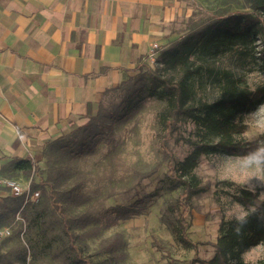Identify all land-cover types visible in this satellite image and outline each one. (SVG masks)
Wrapping results in <instances>:
<instances>
[{
  "label": "rangeland",
  "instance_id": "obj_1",
  "mask_svg": "<svg viewBox=\"0 0 264 264\" xmlns=\"http://www.w3.org/2000/svg\"><path fill=\"white\" fill-rule=\"evenodd\" d=\"M181 2L186 9L167 25L170 37L166 38L163 48L219 16L250 13L264 23V13L256 9L253 0ZM161 49L151 63L140 66L131 81L107 92L99 110L83 126L88 131L81 127L55 140L44 150L35 168L26 171L24 178L31 177L32 189L40 191L36 202H29L20 210L22 198L4 200L10 208L7 222L13 221L20 212L26 232L21 239L17 222L13 235L0 242V264H69L72 251L66 228L74 235L75 246L96 264L207 261L214 254L212 244L219 235L221 220L244 214L230 194L247 187L258 190L264 198L263 100L235 118L242 127L237 136L258 143L255 154L202 156L195 174L205 191L191 198L184 215L195 247L184 249L175 241L166 218L176 219L181 207L176 204L175 212L168 213L167 217L164 213L168 204H174L180 188L166 175L168 158L160 150L163 131L158 114L163 103L146 98L133 109H128L126 103L130 90L147 81L151 71L168 73L156 61ZM261 52L262 45L257 41L253 47L236 45L194 60L192 69L200 67L192 78L196 102H211L220 97L216 78L222 70H229L241 85L252 90L264 84ZM193 134L191 121L177 123L176 133L168 142L172 162L187 156L191 146L184 138ZM138 201V214L126 218H115L109 209L116 205L131 206ZM263 256L262 245L242 254L250 263Z\"/></svg>",
  "mask_w": 264,
  "mask_h": 264
},
{
  "label": "crops",
  "instance_id": "obj_2",
  "mask_svg": "<svg viewBox=\"0 0 264 264\" xmlns=\"http://www.w3.org/2000/svg\"><path fill=\"white\" fill-rule=\"evenodd\" d=\"M185 9L181 0H0V176L24 179L22 163L84 126L107 92L152 62ZM7 197L19 198L0 185V226L14 222Z\"/></svg>",
  "mask_w": 264,
  "mask_h": 264
},
{
  "label": "trees",
  "instance_id": "obj_3",
  "mask_svg": "<svg viewBox=\"0 0 264 264\" xmlns=\"http://www.w3.org/2000/svg\"><path fill=\"white\" fill-rule=\"evenodd\" d=\"M257 10L264 13V0H253ZM259 41L261 69L264 71V23L250 13L236 12L226 17H217L197 29L192 30L169 46L161 49L156 61L162 64L167 74L151 71L147 81L130 90L126 103L128 109L137 107L146 98L163 103L158 114V122L163 136L161 152L168 158L166 175L180 188L174 204L166 207V215L181 207L177 218H166L175 241L184 249H193L195 243L188 235L184 215L191 198L205 191L199 177L195 174L202 156L215 154L232 156H252L259 148L255 141H247L237 135L242 131L235 118L264 100V84L255 90L241 85L229 70H222L217 76L221 95L211 102H196L192 87L194 60L212 56L236 45L253 47ZM92 118V117H91ZM189 120L194 134L184 138L191 146L190 152L182 161L172 162L168 142L176 133L177 123ZM83 130L88 128L83 127ZM26 171L32 170L31 162L22 163ZM233 202L240 205L244 214L236 219H222L219 235L212 244L214 254L209 260H191L188 264H264V256L254 263L245 261L242 254L247 249L262 245L264 247V198L258 190L241 187L230 194ZM54 202V197L51 196ZM139 201L131 206L116 205L110 211L115 218H126L138 214ZM67 225V224H66ZM72 257L69 264H96L90 256L83 254L74 244V235L66 228Z\"/></svg>",
  "mask_w": 264,
  "mask_h": 264
},
{
  "label": "built area",
  "instance_id": "obj_4",
  "mask_svg": "<svg viewBox=\"0 0 264 264\" xmlns=\"http://www.w3.org/2000/svg\"><path fill=\"white\" fill-rule=\"evenodd\" d=\"M157 44H153V48L156 49ZM32 170L35 168L37 162L35 159H31ZM32 178H12L0 176V185L6 188L10 194L14 197L22 198V204L20 210L26 206L29 202H36L40 198V191L38 189H32L31 187ZM18 222L19 229L18 234L21 239L24 238L26 232V223L20 212L16 213L14 222L8 225L0 226V242L10 238L13 235L15 229V224ZM26 246L27 243L25 242Z\"/></svg>",
  "mask_w": 264,
  "mask_h": 264
}]
</instances>
